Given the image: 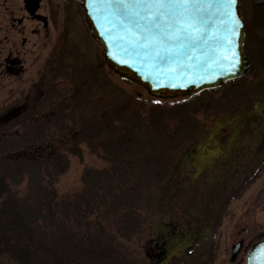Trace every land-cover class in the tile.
I'll return each instance as SVG.
<instances>
[{
	"label": "rangeland",
	"instance_id": "374dc122",
	"mask_svg": "<svg viewBox=\"0 0 264 264\" xmlns=\"http://www.w3.org/2000/svg\"><path fill=\"white\" fill-rule=\"evenodd\" d=\"M78 1L43 0L41 11L50 15V29L39 38L38 60L28 63L21 75L8 76L4 92L0 89V115L7 113L6 120H0V135L16 138L0 148V156L42 145L43 153L57 149L68 161L67 169L45 189L52 194L47 200L51 197L68 206L53 208L52 218L36 217L39 231L49 241L62 242L80 259L156 264L150 257L152 238L156 233L164 235L171 224L182 228L187 238L175 245L163 264H245L248 247L264 238L263 71L248 70L238 79L194 95L150 96L105 65ZM240 1L243 20L260 6ZM257 34L264 38V30ZM256 45L255 40L248 42L250 50ZM102 113L112 116L110 128L98 137L91 134L79 140L80 154L71 153L68 133ZM131 114H139L144 123L160 122L161 130L127 129ZM125 133L158 134L160 141L153 144L148 134L142 137L145 144L134 150ZM107 135H123L131 151L116 163L114 176L103 181L112 184L103 189L105 197L98 190V201L82 217L71 211L70 204L90 185L84 172L110 170L114 161L104 150ZM160 165L165 167L160 177L146 175L150 167ZM42 177L46 182V175ZM32 182L24 173L12 189L30 202L26 199L35 196ZM134 212L136 226L130 221ZM181 235L167 239L182 240ZM239 239L242 247L230 260L231 245ZM0 264L17 263L0 256Z\"/></svg>",
	"mask_w": 264,
	"mask_h": 264
},
{
	"label": "trees",
	"instance_id": "16d2710c",
	"mask_svg": "<svg viewBox=\"0 0 264 264\" xmlns=\"http://www.w3.org/2000/svg\"><path fill=\"white\" fill-rule=\"evenodd\" d=\"M244 28V49L251 62L249 70L260 69L264 73V38L260 40L257 34L259 30H264V5L255 6L253 8L250 18L244 19ZM250 40H255L257 44L254 49L251 50L248 46ZM138 115L139 114L130 115L131 122L127 129H148V126H150V128H154L156 132L158 129L161 130V127H159L160 122L149 121L144 123L143 120L140 119V116L137 117ZM110 117L112 116L108 113H102L99 115L95 114L92 119L88 118L81 121L77 131H74L73 134L72 132L68 133L67 135V139L70 138L69 141L71 142L69 151L74 154H80L79 147H77L78 141L91 136V134L94 137L96 135L98 137L102 131L108 130L110 128L109 123H111ZM112 125L110 124V126ZM109 133L110 132L107 134ZM148 134L149 133H125L124 137L128 138L130 135L129 139L132 140V145L136 147L134 150H137L145 144L142 137H146ZM120 136V138H112L111 135H107L110 139L106 141L107 148L104 150L107 156L114 161L110 170L91 169L84 172L90 185L85 187L76 201L70 204L71 211L74 214H80L84 217L87 212H91V207L98 201V190H101V193L104 195L103 197H105L103 189L109 190L112 186L108 181L107 184H104L103 181L106 180L107 176H114V172H116L119 167L116 163L120 161V158H124L122 156L123 154L130 153L131 151V145L123 141V135ZM149 136L153 144L160 141V138H157V136L159 137L158 134H149ZM20 137L24 138V136ZM15 140L16 138L12 134L6 136L5 134L0 135V148L5 146V143L8 145H10L9 143H14ZM125 141H127V139H125ZM121 144H125V146L129 147L122 150L120 148ZM43 149L44 146L38 145L32 148V151H18L16 153H8V155L0 156V256L7 257L17 264H107L102 259H80L75 253L68 252L66 249L67 247L62 244V242L56 241L57 243H54L52 242L53 239L49 241L48 235L46 234L45 239L43 233L39 231L41 227L36 217L41 216L43 219L44 217L52 218L54 216L53 208H56L60 204L61 208L66 210L68 206V203L55 202L51 197L50 200H47L48 196L52 194H47L45 192L46 186H50L54 178L67 169L68 161L66 155L57 149L43 153ZM156 152L158 151L156 150ZM159 157V154L156 156L154 155L155 159ZM149 160L151 161L152 159L149 158ZM158 163L162 164L159 160ZM163 167L162 165L157 168L152 166L149 168L146 175L151 178H158L163 174ZM24 173L29 175L30 179L33 180L31 184L35 186L33 188L35 196H33L32 199H26L33 203L21 200L12 189V186L20 182ZM44 174L48 178L46 182H43L42 176ZM87 181H84V183H87ZM89 187L90 189L88 190ZM50 191L52 192L53 190ZM123 197L124 200L127 199V197L121 196V198ZM33 210H36L35 215L33 214ZM45 213L50 215L44 216ZM64 215L67 216L66 212H64ZM137 215L138 214L134 212L133 218L130 219L134 226L137 224ZM163 224L165 225V223ZM166 226L167 229L164 235L156 233L153 236L154 238H152L154 242L150 257L152 256L151 258H153L156 264H163L164 260H167L168 257L171 256L172 251L175 249V245L183 241L184 238H187L182 228L176 229L171 224H167ZM174 233H177L178 236L183 234L184 236H180L182 240L167 239L168 237H172L171 234Z\"/></svg>",
	"mask_w": 264,
	"mask_h": 264
},
{
	"label": "water",
	"instance_id": "95a60500",
	"mask_svg": "<svg viewBox=\"0 0 264 264\" xmlns=\"http://www.w3.org/2000/svg\"><path fill=\"white\" fill-rule=\"evenodd\" d=\"M37 1V0H35ZM118 0H79L78 7L89 35L102 48L105 65L118 76L135 82L156 98H173L193 95L204 89L214 88L227 80L244 75L250 62L244 51L245 31L241 1L236 0L233 12L240 21L232 45L220 43L226 39L231 25L216 8L219 0H210L204 17L208 30L215 32L216 40L197 45L195 53L180 60H152L138 54L124 37L122 21L117 19ZM254 5H263L264 0H251ZM32 12L37 5H26ZM234 53V55H233ZM229 65H232L231 69ZM242 247L239 239L231 245L230 260ZM246 264H264V238L251 243L246 251Z\"/></svg>",
	"mask_w": 264,
	"mask_h": 264
},
{
	"label": "snow or ice",
	"instance_id": "6c2138e0",
	"mask_svg": "<svg viewBox=\"0 0 264 264\" xmlns=\"http://www.w3.org/2000/svg\"><path fill=\"white\" fill-rule=\"evenodd\" d=\"M236 0H219L217 10L231 25L226 39L220 43L231 47L240 21L233 12ZM210 0H118L117 19L121 20L127 44L138 54L152 60H180L197 45L216 40L215 26L208 30L204 17ZM234 55V53H233ZM230 69L232 65H229Z\"/></svg>",
	"mask_w": 264,
	"mask_h": 264
},
{
	"label": "flooded vegetation",
	"instance_id": "af4514ba",
	"mask_svg": "<svg viewBox=\"0 0 264 264\" xmlns=\"http://www.w3.org/2000/svg\"><path fill=\"white\" fill-rule=\"evenodd\" d=\"M42 2L0 0V89L3 92L8 76L21 75L28 63L38 60L39 38L50 29V15L41 11ZM34 4L37 7L30 12L26 5ZM6 116L7 113L0 115V120L5 121Z\"/></svg>",
	"mask_w": 264,
	"mask_h": 264
},
{
	"label": "bare ground",
	"instance_id": "6f19581e",
	"mask_svg": "<svg viewBox=\"0 0 264 264\" xmlns=\"http://www.w3.org/2000/svg\"><path fill=\"white\" fill-rule=\"evenodd\" d=\"M100 49H101V51H103L101 47H100Z\"/></svg>",
	"mask_w": 264,
	"mask_h": 264
}]
</instances>
